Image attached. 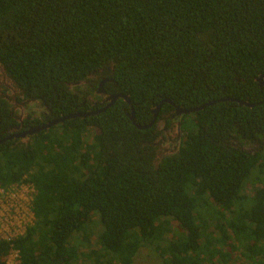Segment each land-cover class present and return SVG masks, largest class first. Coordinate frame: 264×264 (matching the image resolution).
Wrapping results in <instances>:
<instances>
[{"label":"trees","instance_id":"16d2710c","mask_svg":"<svg viewBox=\"0 0 264 264\" xmlns=\"http://www.w3.org/2000/svg\"><path fill=\"white\" fill-rule=\"evenodd\" d=\"M262 74L264 0H0V139L113 93L146 125L164 101L147 128L119 98L1 143L0 185L37 193L0 264L13 250L18 264H134L143 245L163 264H227L240 247L264 264ZM159 120L184 131L172 152Z\"/></svg>","mask_w":264,"mask_h":264},{"label":"built area","instance_id":"2783aa9c","mask_svg":"<svg viewBox=\"0 0 264 264\" xmlns=\"http://www.w3.org/2000/svg\"><path fill=\"white\" fill-rule=\"evenodd\" d=\"M37 193L31 182L0 185V237L12 240L24 234L35 221L32 204ZM17 252L19 257L18 251ZM19 262V261H18Z\"/></svg>","mask_w":264,"mask_h":264},{"label":"rangeland","instance_id":"374dc122","mask_svg":"<svg viewBox=\"0 0 264 264\" xmlns=\"http://www.w3.org/2000/svg\"><path fill=\"white\" fill-rule=\"evenodd\" d=\"M100 94L99 92L95 93ZM96 95L95 96H90L93 97V100L96 99ZM92 99V98H91ZM164 124H165V120H159L157 123L158 128L161 131V134L159 137H163L160 140L158 139V143L160 147V151L161 153H169L172 152L174 150H176L177 148H179V146L182 143V140L179 142V144H177V146H174L175 144V137L178 133V125L173 124L170 126H167L166 128H164ZM181 134V138L183 137V133L184 131H180ZM91 134V133H90ZM90 136H87V140H89ZM91 140V139H90ZM256 174H260V177L262 178V176L264 177V172L261 173L259 170L257 172H255ZM259 176L255 175L252 176L250 183L247 184V187L245 189V192L252 195V193L254 192V190L256 188H258L262 181L258 180ZM218 218H215V222L217 221ZM210 229H214V221L210 220ZM172 237V236H170ZM19 261V257L17 255L16 251H12L9 256L7 257V264H18ZM247 258L242 254V248H238L237 251H235L232 254V258L229 261V263L227 264H246ZM134 264H163V259L161 257V255L151 246L149 245H143L139 252L137 253V255L135 256L134 259ZM214 264H226L223 263L222 260L218 259Z\"/></svg>","mask_w":264,"mask_h":264},{"label":"water","instance_id":"95a60500","mask_svg":"<svg viewBox=\"0 0 264 264\" xmlns=\"http://www.w3.org/2000/svg\"><path fill=\"white\" fill-rule=\"evenodd\" d=\"M263 79H264V74L260 75V77L258 78V80H259L261 85H264V80ZM105 80L106 79H104L100 83V87L98 89V92L104 91L103 86H104ZM119 98H124L130 104L131 112L129 113V117L132 120V122L138 128H141V129L147 128V127L153 125L157 121L158 114H159V112H160V110L162 108L163 102H164V101H162L161 103H159V105H157L152 110L153 119L150 121V123H148L146 125H142V124H139V123L136 122L135 109H134V107L132 105V102H131L130 98L126 94H123V93H113V94L108 96V103L104 107H101V108H98V109H94V110H91V111H88V112L71 113V114H68V115H65V116H62V117H59V118H55V119H53V120H51L49 122L43 123L41 125L30 127L29 129H27V130H25L23 132L11 134L8 137H4V138L0 139V144L3 143L4 141H6L7 139H12L14 137H24L25 138L28 135H33V134H35V133H37L39 131L48 129V128H50L53 125H57L60 122H64L66 119H71V118H76V117H86V116H90V115H93V114H97V113L107 109L109 106H111L113 103H115V101L117 99H119ZM234 100H237L240 103H244L246 105H252L251 103L245 102V101H243L241 99H234ZM165 101L174 104V102L172 100H170V99H166ZM213 102H215V101H210V102L205 103V104H203L201 106L192 107V108H186V107L175 105V112H176L177 115H182V114H185V113H188V112H191V111H197L199 109H202V108L206 107L207 105L212 104Z\"/></svg>","mask_w":264,"mask_h":264},{"label":"flooded vegetation","instance_id":"af4514ba","mask_svg":"<svg viewBox=\"0 0 264 264\" xmlns=\"http://www.w3.org/2000/svg\"><path fill=\"white\" fill-rule=\"evenodd\" d=\"M99 93H103L104 96H105V92H104V91L99 92ZM91 98H92V99H91ZM89 99L93 101V97H89ZM104 101H106V102L108 103V97H107V96H105V100H104ZM97 103H98V100L94 99V101L91 102V105H92V106H95ZM166 127H167V124H166V121H165L164 128H166ZM178 128H179V130H180L179 122H178ZM179 130H178V133H177V135H176V137H175V139H174V140H175V144H174V146H177V144H179V142L182 140V138H181V134H180ZM180 131H181V130H180ZM159 136H160V135H159ZM161 138H163V137H158L159 140H160ZM157 142H158V140L156 141V143H157ZM159 144H160V143H158V146H159ZM160 147H161V146H159V149H160Z\"/></svg>","mask_w":264,"mask_h":264}]
</instances>
